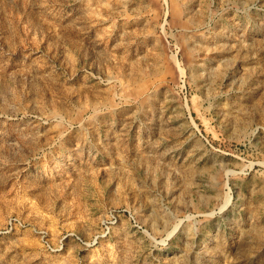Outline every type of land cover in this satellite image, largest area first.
I'll return each mask as SVG.
<instances>
[{
    "label": "rangeland",
    "instance_id": "1",
    "mask_svg": "<svg viewBox=\"0 0 264 264\" xmlns=\"http://www.w3.org/2000/svg\"><path fill=\"white\" fill-rule=\"evenodd\" d=\"M0 264H264V0H0Z\"/></svg>",
    "mask_w": 264,
    "mask_h": 264
}]
</instances>
